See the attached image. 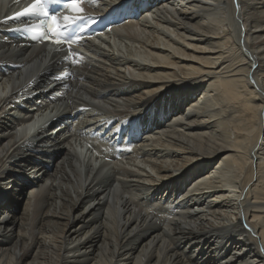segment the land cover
Masks as SVG:
<instances>
[{"label": "bare ground", "instance_id": "6f19581e", "mask_svg": "<svg viewBox=\"0 0 264 264\" xmlns=\"http://www.w3.org/2000/svg\"><path fill=\"white\" fill-rule=\"evenodd\" d=\"M12 1L0 0V264H264V0H162L79 45L58 104L59 57L7 42ZM62 102L81 121L54 136ZM146 122L133 153L112 143Z\"/></svg>", "mask_w": 264, "mask_h": 264}, {"label": "snow or ice", "instance_id": "6c2138e0", "mask_svg": "<svg viewBox=\"0 0 264 264\" xmlns=\"http://www.w3.org/2000/svg\"><path fill=\"white\" fill-rule=\"evenodd\" d=\"M52 0H32L30 4L24 7L21 11L14 14V18L26 17L29 15H42L43 20L40 21L39 26L25 24L23 25L24 30L38 32L39 39L42 41L50 42L56 49V51H61L67 49L63 55L65 61H69L72 64H79V60L74 59L77 55L72 45L74 43L80 42L82 37L76 34L75 30L82 33L85 30V26L89 17L84 15L85 9L82 7L83 0H68L65 7L69 9L75 15H63L62 18L56 14H50L49 3ZM94 3L95 0H92ZM234 3H239V0H234ZM68 28H73L74 31L67 32ZM17 31L20 29H16ZM36 37H34L35 39ZM258 68L259 65H256ZM255 83V80H253ZM47 115V114H46ZM32 125L28 126L29 131Z\"/></svg>", "mask_w": 264, "mask_h": 264}, {"label": "rangeland", "instance_id": "374dc122", "mask_svg": "<svg viewBox=\"0 0 264 264\" xmlns=\"http://www.w3.org/2000/svg\"><path fill=\"white\" fill-rule=\"evenodd\" d=\"M218 178H221V176H219Z\"/></svg>", "mask_w": 264, "mask_h": 264}]
</instances>
